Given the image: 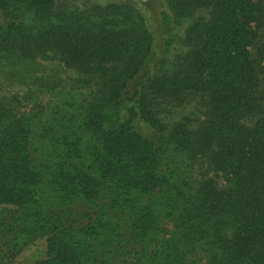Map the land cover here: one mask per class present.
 Returning a JSON list of instances; mask_svg holds the SVG:
<instances>
[{
  "label": "trees",
  "instance_id": "1",
  "mask_svg": "<svg viewBox=\"0 0 264 264\" xmlns=\"http://www.w3.org/2000/svg\"><path fill=\"white\" fill-rule=\"evenodd\" d=\"M59 1L0 0V46L53 52L67 68L102 80L98 89L107 95L94 96L96 108L89 110L94 114L82 116L91 139L83 144L61 140L64 162L49 174L50 189L62 206L90 204L74 217L43 212L45 167L39 170L31 159L28 119L0 106V207L20 211L19 217L10 216L20 225L19 235L46 239V259L36 264H81L84 249L115 238L123 251L130 245L138 251L157 221L145 198L170 181L165 164L169 152L192 162L206 161L224 187L205 179L183 196L174 218L175 234L162 246L163 264H182L177 244L198 250L205 264H264V45L257 51L258 60H252L253 31L247 26L255 4L166 0L159 17L163 27L166 11L182 18L198 8L208 10L207 19H197L184 30L186 51L168 65L169 41L157 63L150 61L158 52L145 4L90 0L83 11L53 12ZM30 8L41 18L36 27L23 21ZM182 93L208 98L206 118L195 128L185 120L169 126L152 109L157 98ZM104 107L120 112L116 128L104 129ZM109 213L122 217L119 226L113 222L118 217ZM2 214L0 210V227ZM9 241L14 250L17 237ZM136 258L132 264H144L141 256ZM157 263L153 258L149 264Z\"/></svg>",
  "mask_w": 264,
  "mask_h": 264
},
{
  "label": "rangeland",
  "instance_id": "2",
  "mask_svg": "<svg viewBox=\"0 0 264 264\" xmlns=\"http://www.w3.org/2000/svg\"><path fill=\"white\" fill-rule=\"evenodd\" d=\"M124 2L135 6L139 3L146 5V14L150 15L154 29V46L158 52V56L150 59L152 63H157L160 59L166 41L170 42L166 63L170 65L176 62L177 57L186 51L182 41L184 30L193 21L208 17L206 8L195 9L190 16L182 18L176 17L174 12L169 10L165 14L167 26L163 27L159 17L161 5L166 0H124ZM250 2L255 4L256 13L248 16L247 19V26L253 31L249 52L252 60H258L257 51L264 45V0H250ZM91 3L90 0H60L51 7V10L53 12L83 11ZM23 21L27 26H38L41 21L39 12L30 8ZM16 49L6 45L0 46V106L11 114L28 119L31 159L39 170L45 167L42 171L43 175H46L43 176L45 183L41 187L43 212L47 216H77L87 210L90 204L75 201L62 206L56 199L57 195L50 189L49 174L55 172L57 165L64 162V151L59 143L61 140L66 138L67 142L72 143L77 139L78 143L83 144L91 139L82 126V116L94 114L89 110L96 108L93 102L96 96L100 98L107 96L105 89L103 91L98 89L102 87V80L81 75L67 68L61 58L53 52L29 53L28 50L22 52ZM260 82V90L264 96V60ZM149 96L150 100L151 95ZM207 106L208 98L205 95L182 93L164 99L157 98L152 104V109L157 114V118L169 126L185 120L189 128H195L205 120ZM86 109L88 112L85 111ZM100 115L104 129L116 128L122 121L119 111L106 107L101 109ZM244 124L249 125V122L244 121ZM166 157V174L170 181L167 186L145 198V202H149L152 206L157 221L146 240L140 247H136L138 251H133L132 245L126 249L127 251H123L125 249H121L122 243L119 238L105 244L93 243L89 248L84 249L81 264H132L137 259V255L141 256L144 264L151 263L153 258L158 262L157 264H163L162 246L169 244L175 234L174 218L183 196L192 192L205 179H212L220 187H224L220 176L212 171L206 161L192 162L170 152ZM101 191L100 197L103 198L106 187L101 188ZM100 202L102 200L96 203ZM0 210H3L0 227V264H36L45 260L46 239L38 237L25 239L18 233L19 223L16 224L10 219L12 215L19 217L20 211L4 207H0ZM114 216L117 215L115 213L109 215L110 218ZM117 217L113 222L119 226L122 217L119 215ZM120 228L124 230L125 226L120 224ZM16 237L18 246L11 250L12 244L9 245L8 241L12 242ZM177 248V254L183 258L182 264H205V257L198 250L190 251L183 244H177ZM171 254L174 256L175 253Z\"/></svg>",
  "mask_w": 264,
  "mask_h": 264
}]
</instances>
